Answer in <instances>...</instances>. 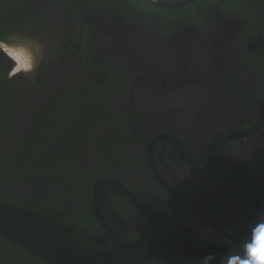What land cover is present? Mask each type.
Here are the masks:
<instances>
[{"label": "flooded vegetation", "instance_id": "1", "mask_svg": "<svg viewBox=\"0 0 264 264\" xmlns=\"http://www.w3.org/2000/svg\"><path fill=\"white\" fill-rule=\"evenodd\" d=\"M11 36L43 60L9 79L0 54L1 203L84 249L116 235L242 250L264 218V0H0ZM174 258L147 264H189ZM0 264L46 263L0 244Z\"/></svg>", "mask_w": 264, "mask_h": 264}, {"label": "water", "instance_id": "2", "mask_svg": "<svg viewBox=\"0 0 264 264\" xmlns=\"http://www.w3.org/2000/svg\"><path fill=\"white\" fill-rule=\"evenodd\" d=\"M147 1L153 3L152 0ZM193 1L166 3L157 0L153 4L175 8ZM2 56L10 61L5 55ZM102 186L99 185L97 190ZM97 190L93 196L96 212ZM0 235L46 264H147L166 257H176L189 264H201L203 258L209 255L214 257L209 264H220L226 255L225 246L211 249L167 236L123 241L115 235L112 236L113 244L109 249L90 251L72 243L27 210L1 202Z\"/></svg>", "mask_w": 264, "mask_h": 264}, {"label": "clouds", "instance_id": "3", "mask_svg": "<svg viewBox=\"0 0 264 264\" xmlns=\"http://www.w3.org/2000/svg\"><path fill=\"white\" fill-rule=\"evenodd\" d=\"M152 2L156 3L157 0ZM0 53L12 63L7 73L9 79L21 74L28 76L36 73L43 60L39 41L26 37L11 36L6 40L0 39ZM213 259L211 255L206 256L201 264H209ZM220 264H264V218L251 228L250 238L245 240L242 250L225 255Z\"/></svg>", "mask_w": 264, "mask_h": 264}, {"label": "trees", "instance_id": "4", "mask_svg": "<svg viewBox=\"0 0 264 264\" xmlns=\"http://www.w3.org/2000/svg\"><path fill=\"white\" fill-rule=\"evenodd\" d=\"M165 1V0H162ZM65 116V115H64ZM65 119H67L66 117H64ZM66 159H71L69 155H65L61 161H65ZM43 158L40 159V161H38L36 163V166H38V164L40 162H42ZM60 162V161H58ZM46 165L52 166V163L50 162H45ZM81 175H82V171L77 170ZM31 212L34 216L38 217L39 219H41L43 222H45L47 225H49L51 228H53L56 232H58L59 234H61L62 236H64L65 238H67L69 241L77 244L74 239H73V232L74 230L71 228H68L67 226H63L60 225V223L57 221V219L53 218L50 214H47L46 212L40 211L38 209H34ZM68 228V229H67ZM72 235V236H71ZM0 244H2L4 247H6L7 249H12V248H18L20 250H23L22 248H20L19 246H17L16 244H14L13 242H11L10 240H8L7 238L3 237L0 235ZM78 245V244H77ZM81 246V245H80ZM86 249V248H85ZM87 250L90 251H97V249H89L87 248ZM24 251V250H23ZM31 255V254H30ZM174 262H183L178 258H174ZM185 263V262H184Z\"/></svg>", "mask_w": 264, "mask_h": 264}]
</instances>
